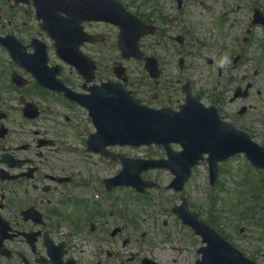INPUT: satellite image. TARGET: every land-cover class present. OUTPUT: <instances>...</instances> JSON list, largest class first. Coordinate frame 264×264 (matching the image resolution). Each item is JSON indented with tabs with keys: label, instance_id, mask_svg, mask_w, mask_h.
Wrapping results in <instances>:
<instances>
[{
	"label": "flooded vegetation",
	"instance_id": "af4514ba",
	"mask_svg": "<svg viewBox=\"0 0 264 264\" xmlns=\"http://www.w3.org/2000/svg\"><path fill=\"white\" fill-rule=\"evenodd\" d=\"M80 26L84 34L75 42L85 37L79 50L95 63L92 84H86L85 76L56 54L54 40L40 29L32 3L15 5L13 0H0V264H158L154 256L145 257L136 247L134 208L123 205L121 210L119 188H105L101 173L91 168L89 161L73 157L71 143L66 140L79 126L70 124L72 118L63 111L77 106L64 97L63 88L87 94L88 86L103 81L97 56L104 24L83 22ZM171 28L182 31L181 26ZM9 35L21 47L7 38ZM187 35H180V46ZM8 46L15 47L20 61L13 60ZM38 74L53 81L56 89L39 86ZM153 85L155 92L144 101L146 105L154 107L153 103L162 100L165 103L157 107L178 108L180 101L174 104L156 92L162 87L160 81ZM161 91L166 93L163 87ZM238 101L247 110L258 108L249 96ZM26 102L35 105L36 119L24 118ZM216 105L225 119L221 102ZM244 114L236 111L227 118L251 133L246 126L249 121H242ZM255 119L259 120V114ZM84 140L81 146L88 153ZM120 157L114 152L97 159L119 169ZM198 249L199 244L195 261ZM144 252L148 253L147 249ZM149 254H153L151 248Z\"/></svg>",
	"mask_w": 264,
	"mask_h": 264
},
{
	"label": "rangeland",
	"instance_id": "374dc122",
	"mask_svg": "<svg viewBox=\"0 0 264 264\" xmlns=\"http://www.w3.org/2000/svg\"><path fill=\"white\" fill-rule=\"evenodd\" d=\"M120 1L129 4L132 12L139 13L156 25L169 30L171 35L181 33L180 30L175 31L171 28L172 25L179 26L180 22L184 30L190 32L185 44L179 47L161 36L145 37L140 40L141 49L161 61L163 70L161 83L168 95L161 91L162 87L156 92L167 99L181 101L183 96L179 93V87L189 80L193 91L201 92L199 94L204 105H209L214 99H221V110L229 116L238 110L240 103H229L228 99L237 85L244 86L242 81L244 78L254 85L252 104L258 108L250 110L242 121H249V125L246 126L250 134H253V139L264 145V126L261 122V117L264 115V58H262L264 47L263 50L259 48L258 51L254 42L258 37L260 40L263 35L260 30L249 27L248 24L252 12L251 6L258 8L260 6L264 12L263 1L191 0L180 14L176 12V4L173 0H150L145 5L143 0ZM152 7H156L157 10L154 11ZM158 11L171 18V21L161 24L157 20ZM219 19H222V23H218ZM248 29L249 34L246 33ZM103 31L106 38L97 56L102 66L100 76L103 80H113L111 68L121 63L128 71L129 90L136 92L142 100H149V96L155 91L154 87L148 84L142 64L134 60L122 61L116 48V32L108 28ZM249 36L246 42L243 41ZM166 41H169V44ZM238 54L242 59L240 58L233 65V60ZM180 58H184L186 62V66L181 70L178 68ZM207 58L213 60L212 65L207 64ZM258 90L260 95L256 97ZM168 102L172 103L171 100ZM163 103L165 102L159 100L156 104L153 103V106L157 107L156 105ZM69 109L63 111L72 118L70 124L87 127L84 113L76 107ZM258 114L259 120H254ZM19 119L18 115L17 121ZM88 131H83L82 140H87L90 134ZM66 140L74 149L75 153L72 156L78 158V161L95 162L90 167L99 171L103 177H108L117 170L116 165L105 164L92 155L91 159H86L81 146V135L71 134L69 137L66 135ZM113 150L143 159L163 156L162 151L155 147ZM220 168L222 170L218 171L216 183L211 187L208 184L207 165L200 164L193 169L183 192L177 194L166 189L172 179L167 171L142 173V178L155 182L157 188L148 192L152 200L148 204L145 203L146 207L139 206L143 204L142 200L133 201L132 198L128 205L135 211L136 247L141 255L154 256L153 259L158 264H192L195 258L193 248H196L197 244L201 246V241L193 236L191 230L177 224L179 220L170 211L172 207L180 204L179 197L184 196L189 210L196 213L199 219L221 232L245 256L256 260L259 264H264V172L253 169L243 156H235L227 160ZM119 191L121 195L127 192V190ZM119 201L123 202L122 198ZM164 221L168 222L165 227L162 225ZM240 228H243V233L239 232ZM143 234L146 236L145 239H141ZM150 248L153 254H149ZM146 249L148 253L144 252Z\"/></svg>",
	"mask_w": 264,
	"mask_h": 264
},
{
	"label": "water",
	"instance_id": "95a60500",
	"mask_svg": "<svg viewBox=\"0 0 264 264\" xmlns=\"http://www.w3.org/2000/svg\"><path fill=\"white\" fill-rule=\"evenodd\" d=\"M25 1L18 0L17 2ZM35 5L47 6L55 1L56 12H67L66 5H77L82 18L100 20L119 27L118 48L124 58H140L137 41L143 35V23L127 14L116 0H33ZM49 21V19H46ZM45 21V20H44ZM253 23L264 20L258 10H255ZM48 30L46 26H43ZM150 71H155L153 60L147 59ZM120 76L121 67L114 69ZM157 73L154 77H157ZM98 96L87 99H77L80 104L90 110V116L97 127V133L90 140L91 149L97 151L107 144L131 146L162 145L166 150L167 160H124L123 169L114 179L120 185H133L137 191L143 192L152 183H144L140 179L142 171L148 169H168L175 176L169 188L181 191L189 177L192 166L196 165L203 154H208L210 182L214 183L217 163L235 154L243 153L253 166L264 169V148L252 142L243 132H238L232 125L219 119L216 109L204 108L199 104V98H190L189 92L186 104L180 112L169 109L153 110L141 106L139 101L130 97L119 85L106 83L98 89ZM236 93L234 98L238 97ZM246 94L243 95L245 97ZM171 143L181 146V152H172ZM175 207L173 212L202 237L206 247L200 250L202 259L198 264H254L245 259L242 254L226 243L206 224L198 221L197 215L187 211L186 202Z\"/></svg>",
	"mask_w": 264,
	"mask_h": 264
},
{
	"label": "bare ground",
	"instance_id": "6f19581e",
	"mask_svg": "<svg viewBox=\"0 0 264 264\" xmlns=\"http://www.w3.org/2000/svg\"><path fill=\"white\" fill-rule=\"evenodd\" d=\"M167 253V252H166Z\"/></svg>",
	"mask_w": 264,
	"mask_h": 264
}]
</instances>
